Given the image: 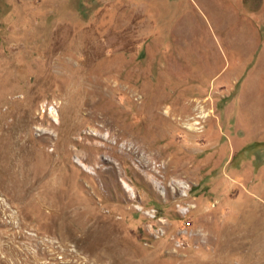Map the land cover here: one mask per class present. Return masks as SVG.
<instances>
[{
    "label": "rangeland",
    "instance_id": "obj_1",
    "mask_svg": "<svg viewBox=\"0 0 264 264\" xmlns=\"http://www.w3.org/2000/svg\"><path fill=\"white\" fill-rule=\"evenodd\" d=\"M0 264H264V0H0Z\"/></svg>",
    "mask_w": 264,
    "mask_h": 264
},
{
    "label": "bare ground",
    "instance_id": "obj_2",
    "mask_svg": "<svg viewBox=\"0 0 264 264\" xmlns=\"http://www.w3.org/2000/svg\"><path fill=\"white\" fill-rule=\"evenodd\" d=\"M51 115H52V113H51Z\"/></svg>",
    "mask_w": 264,
    "mask_h": 264
}]
</instances>
